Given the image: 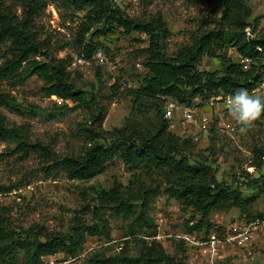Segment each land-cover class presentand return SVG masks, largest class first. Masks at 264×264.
I'll list each match as a JSON object with an SVG mask.
<instances>
[{"label":"trees","instance_id":"obj_1","mask_svg":"<svg viewBox=\"0 0 264 264\" xmlns=\"http://www.w3.org/2000/svg\"><path fill=\"white\" fill-rule=\"evenodd\" d=\"M61 1L63 7L85 13L72 46L86 61L93 60L97 51H103L95 39L115 30H122L126 35L147 36L145 75L137 88L124 90V96L131 99V116L122 129L107 137L104 123L108 109L101 100L104 98L102 88L92 83L87 90L77 84L69 71L73 57L57 59L51 38L43 37L44 31L37 24L50 0H0V82L23 86L36 76L43 81L46 96H56L86 112L80 124L84 144L78 152L58 156L41 142L19 143L15 151L25 157L40 155L52 169L63 172L70 180L82 182L103 175L114 158L121 159L132 173L125 193L99 188L95 189L96 197L102 207L112 204L120 213L137 217L139 224L153 229L146 238L155 237L157 232L148 217L150 191L142 183V175L161 177L169 199L179 201L186 210L200 216L199 222L192 227L189 225L187 232L211 231L206 220L215 211L235 208L241 215L252 218V206L259 198L264 199V176L250 184L258 193L245 198L241 184L234 187L232 183L219 180L212 164L193 157L195 141L176 135L163 117L166 98L191 106L197 99L205 103L212 97L231 95L239 88L251 93L264 79V28L260 29L258 20L249 22L248 0H222V17L215 27L192 37L190 45L173 56L166 52V43L172 34L161 14L140 21L128 17L113 0ZM212 1L189 0L196 5ZM95 28L98 29L92 33ZM249 28L253 37L247 35ZM227 47L233 48L235 62L228 60ZM206 57L221 58L225 69L201 72L199 66ZM243 59L250 61L248 69H244ZM97 78L102 80L99 73ZM122 88L120 79L115 81L110 88L113 99L121 94ZM16 104L10 94L0 92V107L17 109ZM25 138L23 128L8 127L6 118L0 116V144ZM254 166L264 168V151L255 156ZM14 189V186L0 185V195ZM8 216L5 209H0V264H18L20 252L24 254L22 264H41L44 257L60 254L76 257L84 251V234H51L42 227L15 233ZM105 229L101 224L100 228L88 230L92 236H107ZM134 242L139 248L136 256L126 250L115 256L96 251L77 260L81 264H175V258L166 254L162 244L144 238H135Z\"/></svg>","mask_w":264,"mask_h":264},{"label":"rangeland","instance_id":"obj_2","mask_svg":"<svg viewBox=\"0 0 264 264\" xmlns=\"http://www.w3.org/2000/svg\"><path fill=\"white\" fill-rule=\"evenodd\" d=\"M113 2L132 19L146 21L156 14H161L172 34L166 43L169 56L190 45L191 38L201 31L213 29L221 19L224 9L222 0L203 5L190 3L189 0ZM247 4L251 10L249 22L258 20L260 29L264 28V0H248ZM20 13L18 10V14ZM84 16L85 13H77L63 7L61 0H50L37 20V24L44 31L43 37L51 38L53 55L57 59L78 55L72 43ZM97 29L92 30V33ZM95 41L108 57L112 70L100 67L94 60L80 64L73 59L69 71L76 83L85 89L90 90L92 83L98 89L102 88L104 98L101 100L108 109L104 133L111 137L125 126L131 116V99L124 96V90L137 88L140 79L145 75L144 50L149 45V38L139 34L126 35L122 30H115L105 37L96 38ZM61 47L64 48L60 49ZM225 51L229 54V61L237 60L233 48L227 47ZM225 66L221 58L206 57L199 70L222 71ZM98 73L102 77L101 81L97 78ZM118 79L123 88L121 94L113 99L110 88ZM13 85L0 82V92L10 94L17 103V109L0 107V116L6 118L8 127L23 128L26 138L0 144V185L15 187L11 193L0 195V209H5L9 214L11 229L15 233H21L23 230L42 227L51 234H84L83 249L95 245L97 248L94 252H103L107 256H115L123 250L136 256L139 248L134 242L135 238L152 241V238L146 236L153 233V229L139 224L137 217L120 213L112 204L102 207L95 192V189L100 188L106 191L117 189L125 193L130 185L132 173L121 159L114 158L107 166L106 172L96 179L73 181L63 172L52 169L40 155L25 157L18 154L15 150L22 142H41L53 149L58 156L78 152L84 144L80 124L84 121L86 112L82 108L74 107L71 102L56 96H46L44 83L36 76L23 86ZM203 105L204 102L196 103L198 107ZM201 109L209 116L208 108ZM223 122L225 124L213 117L207 132L181 128L171 131L176 135L192 138L196 144L193 157L212 164L219 180L232 183L234 187L241 184L244 197H252L258 192L250 184L264 176V168L258 169L254 166L255 156L264 151V118L257 120L243 135L238 132V127L229 114H226ZM141 178L150 191L148 217L156 226L157 233L172 235L188 231L189 223L192 222L190 220L199 222L198 214L186 210L179 201L169 199L161 177L142 175ZM252 209L253 216L264 215V199L259 198ZM241 216L239 210L234 208L224 212L215 211L206 221L213 229L227 225ZM101 224L105 225L108 235L92 236L88 229L100 228ZM163 247L167 255L175 258V264H190L187 247L182 243L169 240ZM20 253L18 264L23 263L24 254ZM236 253L239 254L237 250ZM78 257L59 255L60 260L66 264H81V261L77 260ZM224 264L247 263L232 257Z\"/></svg>","mask_w":264,"mask_h":264},{"label":"built area","instance_id":"obj_3","mask_svg":"<svg viewBox=\"0 0 264 264\" xmlns=\"http://www.w3.org/2000/svg\"><path fill=\"white\" fill-rule=\"evenodd\" d=\"M247 35L253 37L250 28L247 29ZM73 59L80 64L86 62L84 58L78 55ZM93 60L106 70H112L111 63L103 51H97ZM241 61L244 64V69H248L250 61L247 59ZM250 94L264 98V79ZM228 96L212 97L199 107L196 106V103L200 101L199 99L193 105L187 106L166 98L163 107L164 120L169 123L170 130L181 128L207 132L213 117L220 119L225 124L223 121L228 114L225 100ZM204 107L209 109V116H206L204 111L202 112L201 108ZM195 224L193 221L189 223L191 227ZM152 240L162 245L169 240L182 243L187 247L190 264H224L228 252L236 250L244 261L255 262L260 252L259 249H264V218H250L243 215L235 218L229 224L215 227L211 231L202 230L194 233L181 231L172 235L157 233ZM96 248L95 245L86 247L78 259L87 258ZM41 264H66V262L60 260L59 257H44Z\"/></svg>","mask_w":264,"mask_h":264},{"label":"clouds","instance_id":"obj_4","mask_svg":"<svg viewBox=\"0 0 264 264\" xmlns=\"http://www.w3.org/2000/svg\"><path fill=\"white\" fill-rule=\"evenodd\" d=\"M225 106L241 135L246 134L264 116V98L251 95L245 88H239L229 95Z\"/></svg>","mask_w":264,"mask_h":264},{"label":"crops","instance_id":"obj_5","mask_svg":"<svg viewBox=\"0 0 264 264\" xmlns=\"http://www.w3.org/2000/svg\"><path fill=\"white\" fill-rule=\"evenodd\" d=\"M243 216V215H242ZM253 217H258V216H253ZM260 218V217H259ZM259 255L256 257V260L255 262H247V261H244L243 258L241 257L240 254L236 253V251H229L228 252V256H227V260L230 259V258H237L239 259L241 262H244V263H247V264H264V249L260 248L259 249Z\"/></svg>","mask_w":264,"mask_h":264}]
</instances>
